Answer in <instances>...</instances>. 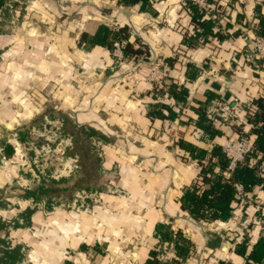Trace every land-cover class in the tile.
Instances as JSON below:
<instances>
[{"label": "crops", "instance_id": "obj_1", "mask_svg": "<svg viewBox=\"0 0 264 264\" xmlns=\"http://www.w3.org/2000/svg\"><path fill=\"white\" fill-rule=\"evenodd\" d=\"M185 1L150 0L149 10L138 11L116 0H0V123L44 111L93 132L104 180L84 210L44 214L0 204V264H244L238 244L261 238L255 210L238 204L227 221H195L180 200L201 166L209 165L211 150L240 137L236 128L254 138L240 104L264 96V71L242 53L250 51L244 36L257 32L264 0H231L221 32L239 35L223 41L191 37L200 30ZM100 26H126L129 43L143 52L119 62L114 44L81 43ZM160 60L163 80L156 86L149 68ZM188 65L197 70L193 80ZM181 91L183 101L173 95ZM220 98L236 102L240 125L215 120L217 135L209 137L200 113ZM178 143L207 155L195 159ZM210 164L219 171L214 159ZM6 171L0 166V190L17 179ZM248 196L264 202L262 186ZM159 225L188 242L182 262L175 236L160 240Z\"/></svg>", "mask_w": 264, "mask_h": 264}, {"label": "trees", "instance_id": "obj_2", "mask_svg": "<svg viewBox=\"0 0 264 264\" xmlns=\"http://www.w3.org/2000/svg\"><path fill=\"white\" fill-rule=\"evenodd\" d=\"M117 4L122 6H137L138 11H147L150 9V0H116ZM210 7L213 9L216 15L223 18L225 13L228 12L229 6H224L222 0H207ZM185 6L190 13V22L199 26V30L191 35L192 38L210 37L216 38L218 41H223L229 37L236 38L239 35L238 31H234L232 34H222L220 24L215 26L211 19H208L200 9H198L193 0H186ZM257 34L264 37V17L260 16L257 19ZM81 43H87L91 46L97 45L106 47L108 49L113 48L115 42L123 43L122 53L124 57L133 58L140 55L143 51L133 48L129 43V33L127 27H121L117 30H111L106 26H100L96 33L92 36L83 34L80 37ZM244 56L250 53L244 50L242 53ZM245 58V57H244ZM246 60V58H245ZM250 60V57H249ZM248 60V61H249ZM260 68L264 71V58L260 61ZM172 65V63L170 64ZM192 73L187 74L189 80L195 79L197 76V70L188 65ZM181 96H177L173 93L174 98L184 100L186 91H181ZM228 102L231 99H225ZM242 109L246 111V120L251 126V132L254 136L251 144L254 148L253 152L245 157L242 163H238L232 170L228 171L229 157L223 153L220 147H214L209 154V165H202L198 174V180L186 187L181 197V208L189 214V216L195 220H207V221H227L230 219L231 213L239 204L235 197V184H240L243 187L244 192H250L256 185H261L264 190V178L260 177V172L264 174V96H258L249 102H243L240 104ZM253 106L255 108H253ZM208 108L203 113H200L199 122L201 128L206 132L209 137L217 135L213 121H221L219 118H214L208 115ZM170 111V110H169ZM223 125V123L221 124ZM240 136L244 135L240 129H237ZM93 132H87L90 136ZM19 141L22 140L19 138ZM180 148L188 150L190 153H196L195 159H202L207 155V152L203 150H197L196 148L178 143ZM4 153L9 156L13 152V148L4 144ZM216 161L219 171H216L214 164H210L212 160ZM229 174H228V173ZM207 185V186H206ZM203 186H206L204 188ZM204 188V189H203ZM37 191L28 190L26 192L27 198H34ZM157 235L163 242H171L174 239V247L176 249L177 258L179 262H182L188 253V242L182 237L180 233L172 234L168 231V228L162 225L157 227ZM237 254L244 257V264H259L264 258V238H259L255 244H249L245 239L242 243L238 244ZM154 257L157 255L153 254ZM155 260V258H154ZM154 263V262H153ZM218 264H234L224 261H220Z\"/></svg>", "mask_w": 264, "mask_h": 264}, {"label": "rangeland", "instance_id": "obj_3", "mask_svg": "<svg viewBox=\"0 0 264 264\" xmlns=\"http://www.w3.org/2000/svg\"><path fill=\"white\" fill-rule=\"evenodd\" d=\"M27 116L25 112L9 125L0 123V152L4 144L13 148L9 156L3 151L6 159L0 166L17 176L0 190V204L18 208L19 203L44 214L57 208L84 210L104 183L97 143L85 131L56 120L53 112ZM28 190L37 191L34 198L26 197Z\"/></svg>", "mask_w": 264, "mask_h": 264}, {"label": "built area", "instance_id": "obj_4", "mask_svg": "<svg viewBox=\"0 0 264 264\" xmlns=\"http://www.w3.org/2000/svg\"><path fill=\"white\" fill-rule=\"evenodd\" d=\"M195 6L204 13V15L211 19L215 26L220 24V20L223 18L215 14L213 9L208 4L207 0H193ZM224 6H229L231 0H222ZM251 28L254 27V24H251ZM251 34V36L249 35ZM244 38L247 41L249 46L250 54L256 58L257 61H260L264 58V37H261L257 34L255 29L249 30L246 32ZM121 43H114V57L119 61L123 62L124 55L122 53ZM248 54L245 55V58L249 60ZM163 66L162 61H156L150 65V79L149 82L156 83V86H160L163 80L162 73L160 71ZM208 115L214 118H219L221 121L225 122L229 126L240 125L238 122V113L239 109L236 106L235 101L228 102L227 100L220 98L216 102L212 103L207 110ZM222 151L229 157V163L227 170H232L238 163H242L246 156L251 154L254 150L249 138L244 135L238 137L235 141L225 140L221 145ZM235 197L238 200V203L247 206V208H252L256 212L255 221L259 226V235L261 238H264V202L258 199H251L248 196V193L244 192L243 187L240 184H235ZM167 256V253L165 254ZM163 260V258H162ZM131 264H140L136 260H133Z\"/></svg>", "mask_w": 264, "mask_h": 264}]
</instances>
